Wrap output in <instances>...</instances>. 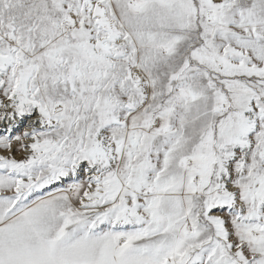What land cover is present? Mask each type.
<instances>
[{"label": "snow or ice", "instance_id": "6c2138e0", "mask_svg": "<svg viewBox=\"0 0 264 264\" xmlns=\"http://www.w3.org/2000/svg\"><path fill=\"white\" fill-rule=\"evenodd\" d=\"M0 264H264V0H0Z\"/></svg>", "mask_w": 264, "mask_h": 264}]
</instances>
